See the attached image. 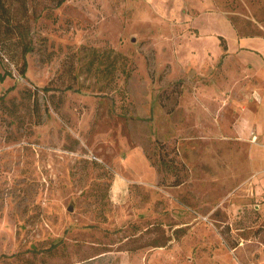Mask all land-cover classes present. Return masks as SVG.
<instances>
[{"label": "rangeland", "instance_id": "374dc122", "mask_svg": "<svg viewBox=\"0 0 264 264\" xmlns=\"http://www.w3.org/2000/svg\"><path fill=\"white\" fill-rule=\"evenodd\" d=\"M23 23L0 31V264H264L257 80L219 37L264 35V0H31Z\"/></svg>", "mask_w": 264, "mask_h": 264}, {"label": "crops", "instance_id": "0c3cea01", "mask_svg": "<svg viewBox=\"0 0 264 264\" xmlns=\"http://www.w3.org/2000/svg\"><path fill=\"white\" fill-rule=\"evenodd\" d=\"M233 40L225 37L228 45L227 59L238 60V67L242 71H249L254 75L257 83L254 87L255 109L244 112L240 117L245 122L242 125H252L250 127L248 140L251 132L258 134L260 141L264 142V35H247L236 31L233 27ZM223 50V49H222ZM221 50L222 53H224ZM222 57V56H221ZM225 58V57H224ZM242 125L239 128H242ZM244 127V126H243ZM264 148L259 144L252 143Z\"/></svg>", "mask_w": 264, "mask_h": 264}, {"label": "trees", "instance_id": "16d2710c", "mask_svg": "<svg viewBox=\"0 0 264 264\" xmlns=\"http://www.w3.org/2000/svg\"><path fill=\"white\" fill-rule=\"evenodd\" d=\"M19 8H15L12 4L13 0H0V31L2 33L9 35V37L17 36L22 37L24 35L25 30H27V23H23V20L27 18V14L29 12V1L31 0H18ZM56 2V6H61L66 0H54ZM21 16V17H20ZM2 29V30H1ZM221 40V45L223 47L224 53L221 58H224L227 54L228 45L225 37L223 35H219ZM24 62L20 67L19 71L22 76H26L27 71V61L26 54L29 52V46L24 44ZM11 71L2 73L0 72V79L4 80L7 75H10ZM71 88V86H69ZM44 89H48L47 86L43 87Z\"/></svg>", "mask_w": 264, "mask_h": 264}, {"label": "built area", "instance_id": "2783aa9c", "mask_svg": "<svg viewBox=\"0 0 264 264\" xmlns=\"http://www.w3.org/2000/svg\"><path fill=\"white\" fill-rule=\"evenodd\" d=\"M250 141L252 143L259 144L260 146L264 148V142L260 141L258 134L255 133L254 131L251 132Z\"/></svg>", "mask_w": 264, "mask_h": 264}]
</instances>
